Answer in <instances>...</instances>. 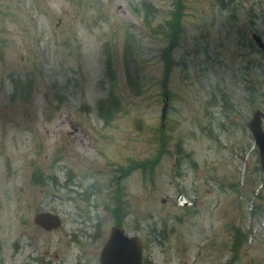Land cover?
I'll return each instance as SVG.
<instances>
[{
  "label": "rangeland",
  "instance_id": "rangeland-1",
  "mask_svg": "<svg viewBox=\"0 0 264 264\" xmlns=\"http://www.w3.org/2000/svg\"><path fill=\"white\" fill-rule=\"evenodd\" d=\"M253 32L264 0H0V264H100L116 206L143 264H264Z\"/></svg>",
  "mask_w": 264,
  "mask_h": 264
},
{
  "label": "water",
  "instance_id": "water-1",
  "mask_svg": "<svg viewBox=\"0 0 264 264\" xmlns=\"http://www.w3.org/2000/svg\"><path fill=\"white\" fill-rule=\"evenodd\" d=\"M258 48L264 52V43L261 38L253 35ZM262 113L257 111L248 127L251 131L255 144L259 152V161L264 174V130L261 121ZM165 117V107L162 112V119ZM264 186V181H263ZM37 224L51 229L60 225L57 216L51 214H38L34 217ZM100 264H142V253L140 240L137 237H128L124 231L119 228H113L110 236L101 250Z\"/></svg>",
  "mask_w": 264,
  "mask_h": 264
},
{
  "label": "trees",
  "instance_id": "trees-1",
  "mask_svg": "<svg viewBox=\"0 0 264 264\" xmlns=\"http://www.w3.org/2000/svg\"><path fill=\"white\" fill-rule=\"evenodd\" d=\"M222 9L224 10V12L228 11V6H223ZM231 19H233V18H231ZM231 28H233V27L231 26ZM252 47H253V52H255L257 54L258 51H257L256 47L254 45H252ZM244 60H245V68H246L245 69L246 77L250 79L251 76H255L254 84L257 86V81L260 78V75L262 76L261 71L264 72V66H261L259 64L260 59H258V55L256 56V58L254 55V58H252V59L246 58V56H244ZM261 61L264 64V57L261 59ZM253 89H254V87H253ZM223 100L225 101L226 98ZM212 103L213 104L216 103L215 100ZM113 211H114L113 214L116 217V221H118L116 223V225L121 226L122 224H121V221L119 220V216L123 217L122 210L118 206H116Z\"/></svg>",
  "mask_w": 264,
  "mask_h": 264
}]
</instances>
